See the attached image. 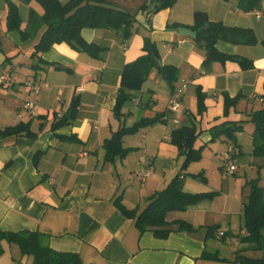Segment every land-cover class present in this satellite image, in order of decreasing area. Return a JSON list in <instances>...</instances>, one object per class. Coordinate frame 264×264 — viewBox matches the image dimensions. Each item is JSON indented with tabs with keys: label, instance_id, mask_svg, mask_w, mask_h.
<instances>
[{
	"label": "crops",
	"instance_id": "1",
	"mask_svg": "<svg viewBox=\"0 0 264 264\" xmlns=\"http://www.w3.org/2000/svg\"><path fill=\"white\" fill-rule=\"evenodd\" d=\"M8 1L18 8L21 29L30 12L43 15L36 0H0V76L9 77L0 85V129L29 122L36 134V138L24 134L0 138V230L41 232L52 250L77 253L83 264H223L201 258L204 251L219 252L212 242L219 239L236 247L221 259L232 262L238 254L253 258V252L242 251L247 246L240 238L245 236L242 212L249 183L256 181L264 189V155L253 154L254 124L250 122L264 98V45L217 41L219 53L251 60L253 66L243 70L232 60L206 65L204 47L168 26L189 28L198 11L212 22L250 29L262 41L264 0L252 12L242 11L232 0H176L156 13L149 0H106L111 6L137 11L131 37L124 40L123 28H84L80 34L86 43L106 49L99 59L58 43L41 55L44 63L31 57L41 30L26 39L18 30H7ZM146 37L156 45L158 64L174 67L175 76L169 82L153 69L118 116L114 108L122 68L142 54ZM45 63L67 70H55ZM35 64L37 70L31 68ZM183 82L187 85L179 96L182 114L175 124L173 115L165 113L169 96ZM28 83L47 84L48 88L35 94ZM199 92L204 95L202 110ZM225 96L237 97L235 103L226 105ZM74 98L79 100L75 120L52 130L54 115L64 114ZM28 101L36 104L35 117L23 109ZM143 118L158 119L122 136L127 153L106 161L104 141L121 126L131 127ZM223 122L242 126L233 134L234 141L226 135L212 139L210 129ZM181 126H195L193 145L201 147L200 159L185 169L181 165L186 153L171 142L172 132ZM228 163L235 165L234 173L225 171ZM140 170H151L153 176L140 182L135 175ZM178 174L185 191L215 193L211 199L166 215L167 221L183 220L199 227L196 232H171L164 239L150 231L140 234L114 205L120 196L127 208L141 211L147 199ZM197 174L204 180L192 177ZM212 226L217 230L206 237ZM1 246L0 259L15 247ZM10 261L19 263L18 249Z\"/></svg>",
	"mask_w": 264,
	"mask_h": 264
},
{
	"label": "trees",
	"instance_id": "2",
	"mask_svg": "<svg viewBox=\"0 0 264 264\" xmlns=\"http://www.w3.org/2000/svg\"><path fill=\"white\" fill-rule=\"evenodd\" d=\"M28 3L31 0H21ZM43 9V15L37 17L30 12L27 25L21 29V20L17 6L7 2L6 28L8 31L18 30L23 39L36 35L41 30L39 38L33 47L31 57H37L40 63L41 55L48 51L54 44L66 43L72 49L84 52L94 59H99L105 48L94 44L86 43L81 37V30L84 28L108 29L118 31L124 29V40H128L132 35V28L135 24L137 11L130 12L111 6L106 0H68L61 3L59 0H36ZM153 5L152 13L171 7L176 0H149ZM230 1V0H224ZM237 3L239 9L244 12L258 11L261 8V0H232ZM145 6H142V9ZM194 24L188 29L198 31L202 27L206 30L197 33L195 42L202 45L206 51L205 64L213 61L232 60L239 64L243 70L251 69V60L234 56H226L215 49L217 41H227L235 44L254 46L258 42L264 45V40L258 41L252 30L239 27H227L220 22H212L206 13L196 11L193 15ZM168 28L177 31L181 28L172 24ZM185 28V27H184ZM158 51L155 43L149 38H144L142 54L132 62L125 64L120 74V83L117 89L115 114L120 116L125 103L134 99V94L138 92L142 84L148 78L153 69L159 70L166 79L171 82L175 76V68L172 66L158 64ZM55 70H67L61 66L45 63ZM33 70H37L38 65H32ZM237 97L225 96V104H234ZM204 95L199 92L198 104L200 110L203 107ZM79 100L74 98L61 117L54 115L51 129L56 130L66 125H70L76 118ZM158 118H143L131 127L121 126L112 133L109 139L104 141L105 159L111 162L115 157H122L127 150L122 147V136L132 134L139 128L152 125ZM250 122L254 124L251 134L253 144V154L264 155V98H262L261 108L251 115ZM239 122H223L210 129L212 139L220 135H226L228 139L234 141L233 134L240 131L242 126ZM24 134L29 138H36V134L30 130V123H19L15 126L0 129V138ZM197 133L195 126H181L171 134V142L186 153L181 165L182 169L193 161L201 157V147L195 148L194 141ZM38 154L34 155L33 162L36 164ZM194 178L204 180L202 174L193 175ZM250 192L246 202L243 203V228L245 236L240 238V242L247 247L242 251L264 252V189L256 181L250 182ZM215 193H191L183 189V182L180 175H176L170 183L161 191L154 193L147 199L145 207L138 211L136 208H127L118 196L114 200L116 208L128 219L133 221L134 226L140 234L150 231L157 238L164 239L171 232H196L199 227L183 220L167 221L166 215L169 212L184 211L187 207L202 200L211 199ZM217 227L207 228L206 237L213 234ZM224 237V234L221 238ZM47 235L38 231L22 230L18 232L0 230V257L4 250L2 243L13 245L19 251V261L31 260V264H83L80 256L72 252H56L47 244ZM204 260L220 262L223 264H264V257L252 258L241 254L236 255L232 262L218 257L217 253L204 251L201 255Z\"/></svg>",
	"mask_w": 264,
	"mask_h": 264
},
{
	"label": "built area",
	"instance_id": "3",
	"mask_svg": "<svg viewBox=\"0 0 264 264\" xmlns=\"http://www.w3.org/2000/svg\"><path fill=\"white\" fill-rule=\"evenodd\" d=\"M8 81H9L8 75H1L0 76V85H2L5 82H8ZM186 85H187V82H183L179 86V88L176 91L172 92V94L168 98V106H167V111L165 113V116H167V113L172 114L173 115L172 121L175 124L180 123V117H181L182 113H181L179 96L184 93ZM28 86H30L32 92H34L35 94H39L42 90L48 88L47 84L40 85V84H35V83H28ZM135 101L137 103L138 100H135ZM259 101H262V100L260 99ZM23 109L28 112L29 116H31V117L36 116V104L34 102H30V101L26 102L23 105ZM61 116H62V114H58L57 117H61ZM94 128H96V127L94 126ZM225 158H226V160H229L228 154H225ZM235 170H236L235 165L230 164V163H228L227 167L225 168V171L227 173H234ZM135 175L140 182H143L146 179L151 178L153 176L151 170H140V171H137L135 173ZM219 235L222 236L223 233L220 232Z\"/></svg>",
	"mask_w": 264,
	"mask_h": 264
},
{
	"label": "rangeland",
	"instance_id": "4",
	"mask_svg": "<svg viewBox=\"0 0 264 264\" xmlns=\"http://www.w3.org/2000/svg\"><path fill=\"white\" fill-rule=\"evenodd\" d=\"M212 242L214 243L215 247L217 246L219 249V252L217 253L219 258L229 257L232 254V252L236 251V247L232 246V244L229 242L222 241L221 239L212 240ZM215 247H214V249H217ZM16 250H17V247L8 249L5 252L4 257L0 259V263L1 264H4L5 262L7 264H8V262L10 263L11 262L10 261L11 255L14 254V252H16ZM261 255H264V252L257 251V252H253V254H252L253 258H257V256H261ZM18 264H31V261L29 259L28 260H21V261H19Z\"/></svg>",
	"mask_w": 264,
	"mask_h": 264
},
{
	"label": "water",
	"instance_id": "5",
	"mask_svg": "<svg viewBox=\"0 0 264 264\" xmlns=\"http://www.w3.org/2000/svg\"><path fill=\"white\" fill-rule=\"evenodd\" d=\"M205 30H206V27H202V28L198 29L197 32L190 30L188 28L181 27L177 30V34L179 36L189 37V38L195 39V38H197V33H201Z\"/></svg>",
	"mask_w": 264,
	"mask_h": 264
}]
</instances>
